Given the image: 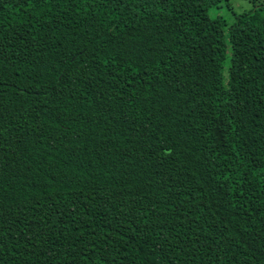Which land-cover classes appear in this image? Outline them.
Returning <instances> with one entry per match:
<instances>
[{"label":"trees","instance_id":"1","mask_svg":"<svg viewBox=\"0 0 264 264\" xmlns=\"http://www.w3.org/2000/svg\"><path fill=\"white\" fill-rule=\"evenodd\" d=\"M242 1L0 0V264H264Z\"/></svg>","mask_w":264,"mask_h":264},{"label":"rangeland","instance_id":"2","mask_svg":"<svg viewBox=\"0 0 264 264\" xmlns=\"http://www.w3.org/2000/svg\"><path fill=\"white\" fill-rule=\"evenodd\" d=\"M231 1H233L234 2V4H235V6L238 8V7H245V8H247L248 6H249V4H247V3H245V1H242V0H231ZM221 14H226V12L224 11V10H220L219 11ZM210 14L211 15H215L216 14V10H210Z\"/></svg>","mask_w":264,"mask_h":264}]
</instances>
